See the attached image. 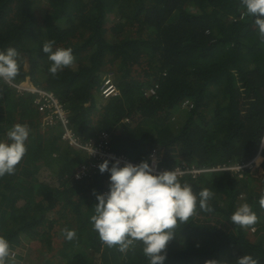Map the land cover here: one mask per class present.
I'll return each instance as SVG.
<instances>
[{"label":"trees","instance_id":"trees-1","mask_svg":"<svg viewBox=\"0 0 264 264\" xmlns=\"http://www.w3.org/2000/svg\"><path fill=\"white\" fill-rule=\"evenodd\" d=\"M49 41L71 48L78 66L50 73L42 51ZM9 47L21 64L12 83L0 81V139L14 124L30 128L22 161L0 177V235L12 253L44 235L36 264H149L142 242L121 253L93 230L96 195L108 191L109 173L75 178L85 157L62 145L60 126L41 127L35 94L15 86L29 85L53 92L83 138L106 130L118 156L151 163L161 147L159 169H203L178 177L196 194L209 189L212 211L197 206L188 223H178L165 264H236L243 255L264 264V37L241 0H0V50ZM108 74L121 94L104 100ZM154 82L157 94L144 96ZM258 155L254 174L222 168ZM43 167L58 182L40 181ZM243 203L257 215L252 225L231 222ZM55 226L61 229L52 235ZM66 230L75 238L66 239Z\"/></svg>","mask_w":264,"mask_h":264},{"label":"clouds","instance_id":"clouds-1","mask_svg":"<svg viewBox=\"0 0 264 264\" xmlns=\"http://www.w3.org/2000/svg\"><path fill=\"white\" fill-rule=\"evenodd\" d=\"M241 4L247 15L254 18L260 36L264 37V0H241ZM54 43V41L45 43L42 51L52 62L50 73L56 75L58 71L73 64L74 55L71 48H54ZM20 64L17 49L9 47L7 50H0V81H13L20 72ZM119 92L118 95L121 94L120 89ZM155 95L146 97L151 98ZM129 121V117L124 118V122ZM99 132L91 137H96ZM29 136V126L17 123L7 130L4 139H0V177L15 172L16 166L27 152L26 142ZM261 142L264 143V138ZM156 149L159 154L161 147ZM79 153L89 161L90 156ZM258 157L259 155L246 163H236L222 168L236 173L250 168L254 174L262 161L259 163ZM154 163L155 161L149 163L144 160L139 164L131 162L122 164L119 159L100 163L99 171L109 173V188L105 193L96 195L97 202L94 204V214L90 217V223L100 240L108 247H118L121 253H126L139 241L143 244V253L149 264H165L167 245L174 238V229L178 223H188L197 206L204 211H212L208 201L213 193L209 189L194 193L191 185L181 183L176 169L157 172ZM259 205L264 208V195L260 197ZM230 219L236 225L248 226L257 221V215L248 203H243L237 207ZM251 230L253 233L256 232V227H252ZM75 236V230H66V239L72 240ZM11 257L10 243L6 237L0 235V264H10ZM207 264L219 262L209 260ZM236 264L258 262L251 255H243L236 259Z\"/></svg>","mask_w":264,"mask_h":264},{"label":"built area","instance_id":"built-area-1","mask_svg":"<svg viewBox=\"0 0 264 264\" xmlns=\"http://www.w3.org/2000/svg\"><path fill=\"white\" fill-rule=\"evenodd\" d=\"M12 83V81H9ZM15 85V84H14ZM17 89L24 94L25 92H32L35 94L34 104L43 113L44 116L41 118V123L45 127H55L60 126L61 128V141L65 143L71 149L84 153L90 156L89 161H83L79 166V169L75 173V178L80 179L85 175L91 173L99 172L98 165L100 162L93 161L94 159H104L109 161H115L119 159L122 164L131 162L133 164H139L134 162L131 158L125 155L118 156L115 152L111 151L108 145L110 144V135L106 131H101L96 137H91L88 139L83 138L76 133L71 125L70 111L65 108L63 102H61L53 92L45 90L44 88L34 87L29 85H15ZM159 85L155 83L154 85H149L144 88L145 96L155 95L158 91ZM101 96L104 99L118 95L119 89L114 82L112 74L103 76L101 85ZM128 120V119H126ZM157 149L151 152L150 161L153 163L154 168L157 172L165 171L168 169H159V159H158ZM170 171V170H169ZM177 174H183L185 172H192L194 174L200 173L203 169L190 168L187 170H182L180 167L176 168Z\"/></svg>","mask_w":264,"mask_h":264},{"label":"rangeland","instance_id":"rangeland-1","mask_svg":"<svg viewBox=\"0 0 264 264\" xmlns=\"http://www.w3.org/2000/svg\"><path fill=\"white\" fill-rule=\"evenodd\" d=\"M78 66V63L75 62L72 64V67H77ZM178 113V114H177ZM176 114H173V118L178 116L180 118V112H177ZM41 127L42 128H46L44 125L41 124ZM62 143V145L64 146L65 143H63L62 141H60ZM68 147V146H67ZM161 151V150H160ZM163 153V150L161 152V154ZM158 159L160 160L161 159V155L158 156ZM263 158H261L262 160ZM83 161H86L85 160H82L76 167H80L79 165L83 162ZM258 161V160H257ZM259 162V161H258ZM260 163V162H259ZM59 167H57L58 169ZM78 170H80L78 168ZM53 170L52 169H48L47 167H43L40 172H39V179L40 181H44V182H47V183H51L53 184V180L55 182H58L56 180V177L55 175L53 174L54 172H52ZM53 178V180H52ZM22 203V202H21ZM54 214V213H52ZM43 229V228H42ZM61 229L60 226H55L53 230H50V233L53 235V233H57L56 231ZM44 230V229H43ZM41 232H43L41 229H40ZM44 238V240H43ZM57 240H56V245L57 244H60L61 242V239L60 238H57L55 237ZM47 239L48 237L42 235L39 239H36V240H33V241H30V242H26L25 243V246L22 248V249H19L18 250H15L13 253H12V258L13 257H16V255L18 253H20L22 256H24V259H14V263L16 264H33V263H37V256H41L42 255L40 254V251L42 249H46L47 247ZM57 251V250H56Z\"/></svg>","mask_w":264,"mask_h":264}]
</instances>
